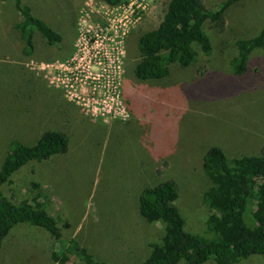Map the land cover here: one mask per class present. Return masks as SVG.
<instances>
[{
    "label": "rangeland",
    "instance_id": "rangeland-1",
    "mask_svg": "<svg viewBox=\"0 0 264 264\" xmlns=\"http://www.w3.org/2000/svg\"><path fill=\"white\" fill-rule=\"evenodd\" d=\"M20 1L60 41L48 45L34 33L31 52L23 55L14 0H0V166L12 141L31 146L43 132L58 131L68 143L64 154L16 171L3 194L11 201L38 194L56 224L69 226L64 240L76 239L101 261L138 264L161 235L159 223L138 214L139 194L170 180L184 230L203 236L207 149L233 156L264 147V54L254 55L243 76L229 66L235 41L259 29L249 24L251 11L237 5L222 30L204 25L210 55L195 49L190 67L172 66L162 80L138 81L137 39L157 24V0H145L138 15L130 10L134 0L117 7L101 0ZM222 1L203 4L212 10ZM114 58L118 67L111 72ZM106 75L111 81L103 88L97 79ZM9 236L0 264H37L54 248L29 225ZM236 264H264V256Z\"/></svg>",
    "mask_w": 264,
    "mask_h": 264
},
{
    "label": "trees",
    "instance_id": "trees-1",
    "mask_svg": "<svg viewBox=\"0 0 264 264\" xmlns=\"http://www.w3.org/2000/svg\"><path fill=\"white\" fill-rule=\"evenodd\" d=\"M117 7L126 0H101ZM249 2L251 5L242 3ZM157 24L137 39L138 61L133 76L138 81H158L169 76L172 66L190 67L198 49L210 55L211 44L204 25L211 23L222 30L228 13L238 5L251 11L250 25L258 31L234 43L235 56L230 60L234 76H243L255 54H264V5L252 0H224L207 10L203 0H157ZM254 4V5H252ZM20 20L15 25L23 42V55L32 48V36L40 35L48 45L60 41V36L42 20L34 17L28 6L14 0ZM248 25V24H247ZM247 25L245 26L247 28ZM67 136L58 131L43 132L36 143L26 146L12 141L0 166V257L5 244L18 225H29L54 242V248L40 254L37 264H115L101 261L90 254L74 238L64 240L67 224L58 226L43 209L39 195L11 201L2 192L11 176L27 163L47 161L64 154ZM202 171L210 183L201 202L206 209L204 235L184 230V221L174 205L177 187L165 181L144 188L138 197L137 210L141 218L160 224V238L150 244L148 256L138 264H236L254 256H264V147L256 154L228 156L219 147L207 149L202 159ZM36 189L37 185L32 184ZM44 254V256H42ZM74 257L76 262H71Z\"/></svg>",
    "mask_w": 264,
    "mask_h": 264
},
{
    "label": "built area",
    "instance_id": "built-area-1",
    "mask_svg": "<svg viewBox=\"0 0 264 264\" xmlns=\"http://www.w3.org/2000/svg\"><path fill=\"white\" fill-rule=\"evenodd\" d=\"M134 1L135 2H133V4H130V10H131V13L134 12V15H138L139 14L138 12L143 9L142 6H144L145 0H134ZM115 59L116 58L108 60L109 64L107 65V68L109 69L110 67H112L113 70H111V72L114 71V69L118 67L117 61ZM97 81H98V84L101 83L100 85L104 88V84L105 85L108 84L111 81V79L109 78V76L106 75L103 81L100 80V78H98ZM106 90H108V89H106ZM109 90H111V89L109 88ZM108 92H110V91H108ZM108 92H107V94H109ZM110 94L116 95L114 92H112V93L110 92Z\"/></svg>",
    "mask_w": 264,
    "mask_h": 264
}]
</instances>
